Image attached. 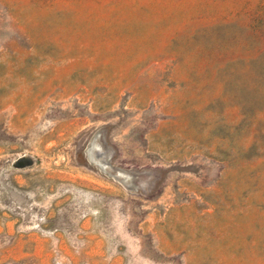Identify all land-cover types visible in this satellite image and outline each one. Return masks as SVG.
Wrapping results in <instances>:
<instances>
[{
	"label": "rangeland",
	"instance_id": "1",
	"mask_svg": "<svg viewBox=\"0 0 264 264\" xmlns=\"http://www.w3.org/2000/svg\"><path fill=\"white\" fill-rule=\"evenodd\" d=\"M0 264H264V0H0Z\"/></svg>",
	"mask_w": 264,
	"mask_h": 264
},
{
	"label": "water",
	"instance_id": "2",
	"mask_svg": "<svg viewBox=\"0 0 264 264\" xmlns=\"http://www.w3.org/2000/svg\"><path fill=\"white\" fill-rule=\"evenodd\" d=\"M31 162H32V159L30 157L25 158V159L24 158H20V159L16 160L13 165L20 167V166H22L24 164H30Z\"/></svg>",
	"mask_w": 264,
	"mask_h": 264
}]
</instances>
